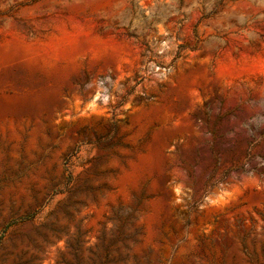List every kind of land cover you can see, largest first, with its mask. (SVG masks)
Wrapping results in <instances>:
<instances>
[{"label":"rangeland","instance_id":"rangeland-1","mask_svg":"<svg viewBox=\"0 0 264 264\" xmlns=\"http://www.w3.org/2000/svg\"><path fill=\"white\" fill-rule=\"evenodd\" d=\"M0 264H264V0H0Z\"/></svg>","mask_w":264,"mask_h":264},{"label":"trees","instance_id":"trees-1","mask_svg":"<svg viewBox=\"0 0 264 264\" xmlns=\"http://www.w3.org/2000/svg\"><path fill=\"white\" fill-rule=\"evenodd\" d=\"M67 169V168H66ZM69 180H71V178H72V173L70 172L69 173ZM67 215H71L69 212H67ZM116 216H118V214H116ZM27 219H29V217H28V215H26V216H22V217H20V219H18V220H20V221H23V220H27Z\"/></svg>","mask_w":264,"mask_h":264}]
</instances>
